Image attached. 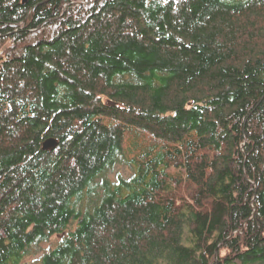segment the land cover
I'll use <instances>...</instances> for the list:
<instances>
[{
    "label": "trees",
    "instance_id": "1",
    "mask_svg": "<svg viewBox=\"0 0 264 264\" xmlns=\"http://www.w3.org/2000/svg\"><path fill=\"white\" fill-rule=\"evenodd\" d=\"M23 1L0 0V264H264V0Z\"/></svg>",
    "mask_w": 264,
    "mask_h": 264
},
{
    "label": "rangeland",
    "instance_id": "2",
    "mask_svg": "<svg viewBox=\"0 0 264 264\" xmlns=\"http://www.w3.org/2000/svg\"><path fill=\"white\" fill-rule=\"evenodd\" d=\"M126 153L129 157H133L135 155H137L140 151H141V147L139 146V140L138 139H127L126 141ZM120 174L125 178H129L132 174V171L130 168H128L125 165H118L114 168L113 171H111L109 173L110 177H112L113 179L117 177V175ZM52 242H55V240H53ZM49 244H44L43 247L48 249L49 248Z\"/></svg>",
    "mask_w": 264,
    "mask_h": 264
},
{
    "label": "water",
    "instance_id": "3",
    "mask_svg": "<svg viewBox=\"0 0 264 264\" xmlns=\"http://www.w3.org/2000/svg\"><path fill=\"white\" fill-rule=\"evenodd\" d=\"M28 2V0H24L23 3L26 4ZM114 105V104H112ZM58 145V141L56 139H48L44 142L43 144V149L44 150H52L54 148H56Z\"/></svg>",
    "mask_w": 264,
    "mask_h": 264
}]
</instances>
